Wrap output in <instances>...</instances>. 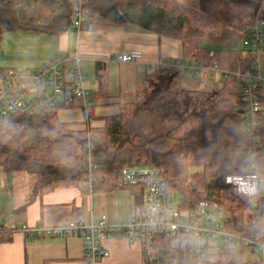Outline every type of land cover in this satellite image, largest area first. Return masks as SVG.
Returning a JSON list of instances; mask_svg holds the SVG:
<instances>
[{
    "label": "trees",
    "instance_id": "trees-1",
    "mask_svg": "<svg viewBox=\"0 0 264 264\" xmlns=\"http://www.w3.org/2000/svg\"><path fill=\"white\" fill-rule=\"evenodd\" d=\"M260 1L85 0L87 22L131 27L178 41L180 63L216 66L224 74L221 87L213 92L186 89L184 77L167 60L162 69L143 71L130 102L113 100L102 91L91 94V102L100 103L83 111L84 127L61 122L57 108L0 118V170L34 178L25 204L15 212L56 190L89 184L93 193L128 190L138 217L143 214L145 187L124 186L121 172L152 167L161 171L165 196L180 197L183 211L199 203L216 205L223 211L227 232L264 242V216L253 214L251 200L225 184L228 176L253 174L254 162L264 173V115L257 128L260 154L249 158L244 152L250 141L243 131L248 98L240 79L233 77L255 67L239 45L254 26ZM71 25V7L50 24L23 26L15 19L13 4L0 3V46L6 34L18 29L58 35ZM256 97L264 111V89ZM97 107H113L116 112L96 116ZM92 119L101 124L91 126ZM261 201L264 205V197ZM80 220L81 212L74 209L71 223L79 225ZM12 234L0 226V243L10 242ZM174 239L177 248L171 246ZM154 242V259L142 256V264H198L187 235L160 232ZM211 249L205 251L204 264H259L244 261L229 247Z\"/></svg>",
    "mask_w": 264,
    "mask_h": 264
},
{
    "label": "crops",
    "instance_id": "crops-1",
    "mask_svg": "<svg viewBox=\"0 0 264 264\" xmlns=\"http://www.w3.org/2000/svg\"><path fill=\"white\" fill-rule=\"evenodd\" d=\"M77 1L54 0L46 4L45 0H13L11 3L19 24L36 26L50 24L56 17L66 14ZM94 26L93 33L78 32L71 25L58 35L53 31L38 32L26 28L6 34L0 46V70L31 73L44 63L76 55L81 59L80 70L90 94L102 91L113 100L130 102L136 97L145 66L121 64L117 61L120 54H140L143 63L182 59L178 41L100 21L94 22ZM259 65L264 74V51ZM223 77V74L211 73L193 80L184 78L183 86L194 91H218ZM6 93V83L0 81V96ZM99 103L92 101L95 105ZM77 110L81 112V123L84 124L82 110L70 111ZM107 111L114 112V108L97 107L93 113L105 116ZM63 123L75 125L70 121ZM89 124L99 126L101 123L92 119ZM24 176V173L7 175L0 170V226L67 227L74 209L81 212L80 223L86 226L102 219L110 226H124L132 219V196L128 190L93 193L89 184L56 190L36 198L25 211L15 212L25 204L30 191L17 186L19 181L25 180ZM102 247L108 257L97 264H142L138 243L113 239L104 241ZM83 252V242L77 234L30 240L22 233H13L10 242L0 243V264H83Z\"/></svg>",
    "mask_w": 264,
    "mask_h": 264
},
{
    "label": "built area",
    "instance_id": "built-area-1",
    "mask_svg": "<svg viewBox=\"0 0 264 264\" xmlns=\"http://www.w3.org/2000/svg\"><path fill=\"white\" fill-rule=\"evenodd\" d=\"M13 0H0L1 4ZM85 1L78 0L71 6L72 26L78 32L93 33L94 23L87 22L83 10ZM239 47L248 51L254 60L255 67L250 71L233 74L240 79L242 92L248 98V109L245 114L244 135L250 145L244 152L249 158L260 154V143L257 128L264 115L262 103L256 94L264 89V74L259 68V60L264 50V21L256 17L249 36ZM121 64H142L144 71L152 73L166 66L164 60L143 63L142 56L137 53H122L117 57ZM175 67L186 79L206 77L213 72L218 73L216 66L203 67L196 62L180 63L172 61ZM81 59L76 56H65L44 63L33 72L0 73V81L6 83L7 93L0 96V118L17 113L32 114L41 108H57L60 110L80 109L87 111L91 106L90 92L85 87V77L80 70ZM223 74V73H222ZM224 75V74H223ZM26 79L28 82H23ZM86 118V117H85ZM254 173L245 176H228L225 184L236 189L237 193L248 197L253 214L264 216V173L257 162L252 165ZM261 169V171H260ZM124 186L143 185L145 191L142 198L143 214L132 216L128 225L110 226L102 219L97 224L75 225L70 223L60 228H30L3 225L13 233H22L25 237L36 239L40 237H60L80 234L83 242V264H97L108 257V252L102 247L106 240H125L138 243L142 256L153 260L154 237L160 232L187 235L191 239L193 254L198 264L205 263V251L216 249L217 236L222 235L225 247L230 249L249 248L256 255L259 264H264V243L253 239L237 236L224 229L225 217L222 209L213 204L199 203L191 211L185 212L180 198L168 199L164 192L161 171L146 167L141 169H124L121 172ZM2 226V225H1ZM173 248L179 246L177 239L171 243ZM211 249V250H212Z\"/></svg>",
    "mask_w": 264,
    "mask_h": 264
},
{
    "label": "rangeland",
    "instance_id": "rangeland-1",
    "mask_svg": "<svg viewBox=\"0 0 264 264\" xmlns=\"http://www.w3.org/2000/svg\"><path fill=\"white\" fill-rule=\"evenodd\" d=\"M263 12H264V0H261L259 3L258 10L256 11V13H257L256 15L258 17L262 18ZM213 73H217V72H213ZM218 73L222 74L223 72L218 69ZM115 112L116 111L114 110V112L107 111L106 113H107V116H109V115L115 114ZM58 118L61 122L62 121L63 122L64 121H70L71 123L74 122L76 127H79V128L84 127V125L81 123L82 116H81V112L79 110H77V111L62 110L58 113ZM74 119H76L77 121H75ZM24 175H25L24 176L25 180L22 179L21 181H19L17 186H22L23 189L29 190L32 186L34 178L31 175H27V174H24ZM249 239H253V240L258 241L260 243H264L260 240H257L256 238H249ZM216 243L218 246L224 245V239H223L221 234H219L217 236ZM233 251L238 255V257L240 256L244 261H255V260H257L256 255L249 248H235L234 247Z\"/></svg>",
    "mask_w": 264,
    "mask_h": 264
}]
</instances>
